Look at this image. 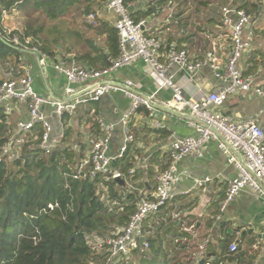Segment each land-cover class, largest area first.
Instances as JSON below:
<instances>
[{"label":"crops","instance_id":"crops-1","mask_svg":"<svg viewBox=\"0 0 264 264\" xmlns=\"http://www.w3.org/2000/svg\"><path fill=\"white\" fill-rule=\"evenodd\" d=\"M133 3L136 7L133 16L139 22H145L144 35L163 43V61L169 53L180 48L187 51L191 59H199L202 54L212 52L221 66L226 65L232 46L231 29L222 20H219L220 25L207 26L189 40L188 31L180 30L177 21L172 18L177 11L176 4L174 7L168 4L150 14L152 0H134ZM90 16H95V19L90 20ZM115 21L106 1L76 0L58 22L62 42L58 45L57 58L43 60L36 50L28 49L22 42L15 46L10 41L11 34L18 33L21 28L20 17L16 12L2 14L0 39L21 50L22 62L17 70L9 59V64L0 62V81L18 80L21 70L32 75L35 92L44 98L54 102L87 99L91 87L70 85L54 66L66 61L95 71L103 69L110 58L108 33L104 25L114 27ZM259 40L255 37L253 50L256 55L264 50V39ZM251 56L243 60V66H251L248 64ZM259 56L256 61L264 64V59ZM177 71L175 68L174 73ZM263 75L256 80L258 84H264ZM176 77L184 95L194 101H202L207 94L221 91L225 86L215 79L208 68H204L195 79L185 72L177 73ZM109 80L131 82L143 96L156 94L153 111L140 107L131 116L128 128L134 138L132 143H128V134L122 124L123 116L132 108V101L120 92L105 95L98 102L80 104L73 115L58 116L49 106L44 108V112L53 127V144L56 148L69 149L83 172L89 169L92 142L98 139L99 132L102 135L100 122L114 127L110 149L111 157L116 159V168L113 169L119 172L120 165L130 166L128 176L122 177L126 182L122 187L126 196L137 198L138 210L143 199L156 196L158 174L171 165L168 153L172 142L177 138H195L197 133L189 126L186 113L168 105L172 97L170 90H160L158 80L143 62L119 69ZM68 88L74 93L66 95ZM263 106V99L257 94H238L219 111L234 121L243 122L258 115ZM259 119L264 127V114ZM8 120L12 129L20 121H27V105H15ZM125 146L127 151L122 155L121 149ZM204 154L203 158L187 157L177 162L180 179L172 186L173 199L146 221V240L152 238L158 244L172 246V252L177 250L173 253L179 254V258L186 257L193 264H200L203 260L206 264H264V202L250 189H245L222 212L220 203L226 196L228 183L237 173L228 165L227 157L218 149L217 142L207 144ZM119 160H122L121 163ZM207 178L211 181L200 187L199 182ZM234 243L238 245L236 253L229 249ZM179 245H186V251L178 252Z\"/></svg>","mask_w":264,"mask_h":264},{"label":"built area","instance_id":"built-area-1","mask_svg":"<svg viewBox=\"0 0 264 264\" xmlns=\"http://www.w3.org/2000/svg\"><path fill=\"white\" fill-rule=\"evenodd\" d=\"M104 1L107 2L109 11L116 19L114 28L118 33L119 56L110 67L97 71L66 61L54 66L57 72L59 71L68 79L70 85L91 87L87 99L84 100L54 102L44 98L35 92L34 80L29 73L16 81L3 82L0 86V116H5L8 120L15 105L21 103L28 107V120L20 121L14 129L8 120L9 141L1 151L0 164L5 160L13 162L19 159L21 149L32 141L34 131L39 125L43 128L40 146L47 153L56 148L52 138L53 127L44 112L46 106L51 107L58 116L73 115L80 104L98 102L103 96L118 92L132 101L130 112L122 118V124L128 134V143H132L134 138L130 135L128 128L131 116L140 107L153 111V100L156 94L143 96L135 90L133 83H118L109 80V77L119 69L143 62L153 77L158 80L160 90H170L172 97L168 105L186 113L189 117V126L197 133V136L177 138L172 142L168 153L171 165L158 174L156 196L153 199H143L128 225L116 237L106 241L109 247L108 255H110L108 263L113 264L123 256L131 255L134 250L149 248L145 238V224L150 217L159 213L160 208L165 207L173 199L172 186L180 179L177 175V162L187 157L203 158L204 148L211 142H217L218 149L227 157L228 165L237 173L227 185L226 196L220 203L221 211L224 212L245 189H250L264 202V127L259 119L264 114V106L258 115L243 122L234 121L219 111L231 97L238 94H257L264 102V84H258L255 76L245 75L247 67L243 66V60L253 51L256 36L253 17L239 7L222 8L223 23L231 29L232 46L226 65L221 66L212 52L202 54L199 59H191L187 51L182 50L167 55L166 60L163 61L162 42L146 37L143 31L145 22H137L133 19L135 3L126 0ZM5 13L0 3V16ZM94 19L95 16H90V20ZM13 42L15 46L21 45L16 38ZM39 53L43 60L49 59L46 55ZM175 68L178 69L177 73L185 72L192 79L198 77L204 68H208L215 79L224 83L225 86L221 91L207 94L202 101H194L184 95L183 88L177 83ZM73 93L71 88L66 90V95ZM100 124L103 132L92 142L91 160L87 173L92 179L102 175L116 180L123 176L113 169V162L116 159L110 155L111 133L114 127L102 121ZM159 125L156 124V126ZM126 151L127 146L121 149V154L123 155ZM210 181L207 178L199 182V186ZM229 249L230 252L236 253L238 245L234 243Z\"/></svg>","mask_w":264,"mask_h":264},{"label":"trees","instance_id":"trees-1","mask_svg":"<svg viewBox=\"0 0 264 264\" xmlns=\"http://www.w3.org/2000/svg\"><path fill=\"white\" fill-rule=\"evenodd\" d=\"M235 1H240L238 6ZM228 2H234L252 16L254 24L264 17L263 0H152L153 9L149 13L176 4L172 18L180 30L188 31L190 40L205 27L220 25L223 17L220 14L218 19L216 4ZM0 3L7 13L16 12L20 17L21 28L11 34L10 41L16 38L28 49L55 60L62 42L58 22L76 0H0ZM104 27L110 58L103 69L110 67L120 53L116 29L108 24ZM254 33L264 39V30L254 27ZM10 46L0 39V62L11 61L17 70L22 53ZM179 51L180 48L169 54ZM251 55L247 76L258 65L257 55L264 59V50L257 55L253 50ZM19 73L20 77L25 75L21 70ZM8 131L7 118L0 116V155L9 141ZM42 134L39 125L32 141L21 149L19 159L0 164V264H109L106 241L128 225L137 211V198L126 196L125 189L113 179L102 175L92 179L88 171L79 170L69 149L59 146L47 153L40 146ZM100 135L99 132L97 137ZM120 168L121 175L128 176L130 166ZM98 242H102L100 248ZM147 242L148 249L134 250L113 264H193L186 257L179 258L170 245L158 244L152 238ZM185 246L179 245L178 252H185Z\"/></svg>","mask_w":264,"mask_h":264},{"label":"rangeland","instance_id":"rangeland-1","mask_svg":"<svg viewBox=\"0 0 264 264\" xmlns=\"http://www.w3.org/2000/svg\"><path fill=\"white\" fill-rule=\"evenodd\" d=\"M255 1H257V0H255ZM237 4V6L239 5V3H240V1H235ZM229 3V2H228ZM222 4V3H220V4H216V13L219 15L218 16V19H221V17H220V14L222 13V8H224V7H228V6H230V5H233V6H236L235 4H233L234 2H232V3H229V4ZM236 6V7H237ZM254 27L255 28H257L258 30H264V17H262V19L260 20V22L258 21V22H256L255 24H254ZM259 39H262V37L261 36H259L258 37V40ZM260 41V40H259ZM249 55V54H248ZM250 56V55H249ZM248 56V57H249ZM246 72L248 71V68H246V70H245ZM263 72H264V64L263 63H260V62H258V66L255 68V70H253V73L252 74H250V76H255L257 79L259 78V76L261 77L262 75H263ZM264 76V75H263ZM231 98H233V97H231ZM93 243H95L94 241H93ZM101 244H102V242H98V248H100V246H101ZM102 252V251H101Z\"/></svg>","mask_w":264,"mask_h":264},{"label":"water","instance_id":"water-1","mask_svg":"<svg viewBox=\"0 0 264 264\" xmlns=\"http://www.w3.org/2000/svg\"><path fill=\"white\" fill-rule=\"evenodd\" d=\"M113 168H116V162H113ZM116 183L120 184V186H125L126 182L122 177H119V179L115 180ZM200 264H206V262L203 260Z\"/></svg>","mask_w":264,"mask_h":264}]
</instances>
